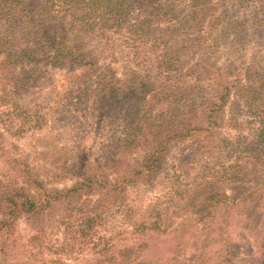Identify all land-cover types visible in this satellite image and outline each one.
Listing matches in <instances>:
<instances>
[{"label": "trees", "instance_id": "1", "mask_svg": "<svg viewBox=\"0 0 264 264\" xmlns=\"http://www.w3.org/2000/svg\"><path fill=\"white\" fill-rule=\"evenodd\" d=\"M70 106L111 140L37 153ZM0 126L45 132L0 162V264H264L261 0H0Z\"/></svg>", "mask_w": 264, "mask_h": 264}, {"label": "rangeland", "instance_id": "2", "mask_svg": "<svg viewBox=\"0 0 264 264\" xmlns=\"http://www.w3.org/2000/svg\"><path fill=\"white\" fill-rule=\"evenodd\" d=\"M218 1L219 0H211V3L213 5H216ZM261 1L264 4V0H261ZM241 16L242 15L240 14L239 17ZM243 36L245 37L244 34ZM220 49H223V47H221ZM123 53H127V52L125 51ZM221 53H222L221 55L220 53H218L216 55V58L215 59L213 58L211 61L216 60V63L220 64L223 61V55H224L223 50H221ZM128 61L129 59L127 56L125 55L121 56L120 60L116 64L112 65L111 69L113 71H116L117 73H121V71L124 69L123 66L128 64ZM244 61H248L247 56ZM65 68L72 69V66L69 64H66ZM22 69L30 70L31 66L19 64L15 66L13 72L15 73ZM43 69H45L48 73H51L50 74L51 76L60 77L61 75L60 71H57L51 68L47 70V68H40V67L36 69L35 73L37 72L39 73V70L43 71ZM14 76L17 78V75L14 74ZM35 91H38V90H35ZM24 97L26 101H30L33 98H37V94L31 95V96L25 95ZM52 106L54 108L53 110H55V112L58 114L60 112L59 106L57 104H52ZM65 117H67V119H66L65 124H63V126H61V122H59L56 125L55 129H49V125L47 126L45 131L50 133L51 135H49V137H45L44 140L41 142L39 138L42 135H44L42 133H45V132L38 133V131L32 132L30 130L29 132L28 131L25 132L26 134L22 135L21 137H15L12 139L9 136H5V138L0 141V162L8 161L7 160L8 157L10 158L15 157L18 154L27 153L30 155L29 153L30 148L32 146L37 145L39 142L40 144H38V146L36 147L37 153L41 152L44 148L45 150H49V151L53 150V154H55L58 151L60 153H64L67 150L78 149L79 147H81L86 150H88L87 148L93 150L91 152L94 155L96 153V149L99 146H101L104 142L111 140L110 139L111 135L108 136L109 133L106 134L105 130H102L104 128L100 129L99 127L98 129H96L94 127H91L90 121L84 116V114L82 112L75 111V106L74 107L70 106ZM11 144H13L15 147H11ZM55 158L56 157L53 156V160H55ZM32 159L33 157L31 156L30 160ZM233 159L234 158L231 157V160ZM72 182H73V179L71 177H65V179L57 183L55 187L62 188L65 186H70ZM243 187L244 188L246 187V189H249L248 187H251V186L244 185ZM234 192L235 191H233V189L231 188L227 190L228 195H233ZM229 238L232 239L233 241H238L239 237L235 233H233ZM152 245L154 247V250L157 252V254L161 256L163 255L161 249L170 247L171 245H173V242L170 237H166V238L156 239ZM188 253H189L188 250L187 251L185 250L184 254H182L181 252V255L178 257L177 264H180V263L188 264V261H187L189 259ZM185 257L187 258V260H185L186 259ZM245 261L248 262V259L246 257L239 258L235 260L234 264H246Z\"/></svg>", "mask_w": 264, "mask_h": 264}]
</instances>
